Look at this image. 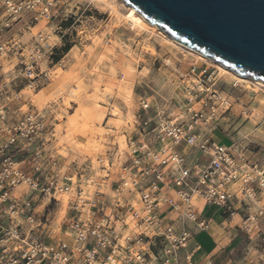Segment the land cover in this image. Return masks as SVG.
Listing matches in <instances>:
<instances>
[{
	"label": "built area",
	"instance_id": "1",
	"mask_svg": "<svg viewBox=\"0 0 264 264\" xmlns=\"http://www.w3.org/2000/svg\"><path fill=\"white\" fill-rule=\"evenodd\" d=\"M58 3L0 0V67L14 61L17 76L33 91L50 78L44 62L61 64L54 57L70 27L49 26ZM217 81L215 69L191 64L178 77L175 111L167 100L138 101L137 136L126 140L129 158L120 165L108 211L99 191L84 192L80 173L60 174L56 160L43 158L37 143L48 132L45 115L26 111L14 119L0 102V264H193L190 254L180 262L178 253L191 237L190 224L206 227L194 200L228 216L237 213V202L253 200L252 176L236 164L233 145L211 133L231 106ZM181 143L186 154L175 150ZM190 151L200 158L188 159ZM236 182L239 188L232 191ZM260 218L263 208L248 213L240 228L248 231Z\"/></svg>",
	"mask_w": 264,
	"mask_h": 264
},
{
	"label": "rangeland",
	"instance_id": "2",
	"mask_svg": "<svg viewBox=\"0 0 264 264\" xmlns=\"http://www.w3.org/2000/svg\"><path fill=\"white\" fill-rule=\"evenodd\" d=\"M97 1L59 0L49 26L70 27L58 45L59 59L73 46L75 48L65 56L63 63L50 70V78L43 86L34 91L25 87L24 79L17 76L15 62L4 60L0 67V84L4 86L0 102L6 104L14 117L54 102V108H58L54 111L58 144L64 140L75 143L90 159L88 168H95L97 173L88 175L87 179L82 176V187L86 194L99 191L105 197L108 211L114 201L118 179V174L113 172H119L120 163L116 164L114 160L108 166L105 147L116 144L122 151L127 149L123 132L134 131V112L140 99H148L152 104L167 100L170 112L175 111L180 73L191 64L209 66L216 70L217 86L231 102L211 133L222 143L233 145L236 164L249 168V176H252L249 187L256 186V196L249 201V206H256L257 198L264 200V186L258 185L259 177H264V87H256L252 80H236L218 69L210 59L197 58L186 47L165 40L148 23L126 10L119 0ZM36 30L31 29L22 40L29 42ZM64 45H70L67 52L60 51ZM42 67L51 68L52 64L47 61ZM45 86L47 89L35 96ZM107 112L116 120L115 132L101 126ZM110 132L113 135L111 141L107 137ZM175 150L186 154L188 146L181 143ZM99 168L111 169L104 173ZM239 185V182L235 184L236 190ZM131 201L137 205L138 197L131 196ZM259 208L264 209V206L251 213ZM54 211L50 210L51 214ZM260 219L259 222L264 224ZM251 228L255 229V226ZM254 233H259L255 245L264 247V234L261 236L256 230L251 234ZM245 234L242 232L243 240H247Z\"/></svg>",
	"mask_w": 264,
	"mask_h": 264
},
{
	"label": "water",
	"instance_id": "3",
	"mask_svg": "<svg viewBox=\"0 0 264 264\" xmlns=\"http://www.w3.org/2000/svg\"><path fill=\"white\" fill-rule=\"evenodd\" d=\"M171 38L264 81V0H123Z\"/></svg>",
	"mask_w": 264,
	"mask_h": 264
},
{
	"label": "crops",
	"instance_id": "4",
	"mask_svg": "<svg viewBox=\"0 0 264 264\" xmlns=\"http://www.w3.org/2000/svg\"><path fill=\"white\" fill-rule=\"evenodd\" d=\"M74 48L75 46H73L66 55H68ZM65 56L61 59L62 61L64 60ZM53 69L54 67L50 68L51 71H53ZM45 89H47V86L39 90L35 96H40ZM54 107V102H51L42 109L33 108L31 110H27L40 111L47 119V124L49 127L48 132L44 135L43 140L37 143L43 152V158H52L56 160V163L58 164V172L60 174L78 172L84 176L85 179H87L88 175H94V173H97V170L95 168H88L89 164H91L89 161L90 159L81 153L79 147L75 143H68L66 140H64L62 143L58 144L59 135L55 133V125H57V122L54 115V111L56 109L58 110V108ZM19 109H21V107H19L18 110ZM7 110L9 115L14 119L19 118L22 113H24L22 112L19 117H14L9 111L8 107ZM72 120L73 117L70 121ZM115 121L116 120L113 115H111L110 112H107L103 117L101 126L103 128L109 129L111 132H115L117 130ZM111 132L107 135L109 141L113 139ZM131 135L133 137L137 136L135 128L131 133H127L125 131L123 132V136H125L126 140ZM4 137V134H0V142L4 139ZM149 138L150 141H155L154 136H150ZM105 148V152L108 157V166L110 161L113 162L115 160L116 164L119 161L121 165L129 158L127 155L129 150L128 148L125 151H122L116 144H109ZM82 158L85 161L80 160ZM196 158H200L199 154H197L195 151H190L188 159L193 161ZM68 161L70 162L67 164ZM110 169L111 168H99V170L101 172L103 171L104 173ZM248 169L249 168H242L243 171L249 173ZM113 173L118 174V172ZM236 183L231 186L232 191H236ZM250 188L254 190L256 186L252 185ZM169 195L173 196V192H169ZM257 199L258 201L256 206H249V200H246V203L237 202L235 204L237 213L233 216H228L227 214H218L215 211L214 206H205L200 199H195L193 204L196 214L201 220L205 221L206 227L201 229L190 224L192 229L191 237L188 240L186 247L179 251L178 260L183 262L185 254L188 253L191 255L193 264H203V262L206 260L212 261V264H264V247L262 245L259 246L258 244L255 245V241L257 242L259 233L251 234L252 231L256 230L257 232L260 231V235L262 236L264 234V224L259 222L260 228L259 226H256L255 229L249 228L248 231L243 229L240 230V222L245 218V216L248 213H251L252 210L264 206V200L261 201L259 198ZM260 221L264 222V219L261 218ZM242 232L246 233L244 236L247 238V240H243Z\"/></svg>",
	"mask_w": 264,
	"mask_h": 264
},
{
	"label": "bare ground",
	"instance_id": "5",
	"mask_svg": "<svg viewBox=\"0 0 264 264\" xmlns=\"http://www.w3.org/2000/svg\"><path fill=\"white\" fill-rule=\"evenodd\" d=\"M97 1V0H96ZM99 1V0H98ZM97 1V2H98ZM120 1V3H121V5L126 9V10H129V11H131V13H133L135 16H137L140 20H143V21H145L146 23H148V25H150L151 27H153L155 30H157L158 31V33L160 34V36L162 37V38H164L165 40H167V41H169V42H171L172 44H174V45H176V46H179V47H186L189 51H191L197 58H200V59H205V60H208V59H210V58H208V57H206V56H204L203 54H201L200 52H198V51H196V50H194V49H192V48H189V47H187V46H185L184 44H182L181 42H179V41H177V40H175V39H173V38H171L169 35H167L163 30H161L160 28H158L157 26H156V24H152V23H150L148 20H147V18H145L144 16H142L139 12H137L132 6H129V5H127V4H125L124 2H123V0H119ZM106 4V3H105ZM128 20L129 21H131V22H133V24L135 23L134 22V20L133 19H131V18H128ZM139 22V21H138ZM141 22V21H140ZM208 58V59H207ZM210 61L213 63V64H215L216 65V67L218 68V69H220L223 73H226V74H229V75H231V76H233L236 80H240V81H245L246 80V82H247V80H252L253 81V83H254V85L256 86V87H258V86H263L264 87V81L262 80V79H260V78H258V79H252L251 77H249V76H241V75H239V74H237V73H235L234 71H232V70H230V69H228L227 67H225V66H223L222 64H220V63H218V62H216V61H214V60H212V59H210ZM61 63H63V61L61 60L60 61ZM75 80V79H74ZM80 84V83H79ZM126 84H128V80L126 81ZM129 85V84H128ZM78 92V91H77ZM264 92V91H263ZM79 93V92H78ZM77 94V93H76ZM80 94H82V93H79V95ZM78 95V94H77ZM83 99V98H82ZM75 100V99H74ZM82 101V100H81ZM260 178L262 179V186H264V177H263V175L262 176H260ZM249 192H250V195H251V197H252V199H254V193L249 189Z\"/></svg>",
	"mask_w": 264,
	"mask_h": 264
},
{
	"label": "trees",
	"instance_id": "6",
	"mask_svg": "<svg viewBox=\"0 0 264 264\" xmlns=\"http://www.w3.org/2000/svg\"><path fill=\"white\" fill-rule=\"evenodd\" d=\"M70 49V45H64L60 51H63V52H67L68 50ZM60 57V54L58 53L55 57H54V61H57Z\"/></svg>",
	"mask_w": 264,
	"mask_h": 264
}]
</instances>
